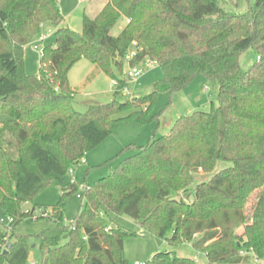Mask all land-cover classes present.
Returning <instances> with one entry per match:
<instances>
[{
    "label": "trees",
    "instance_id": "obj_1",
    "mask_svg": "<svg viewBox=\"0 0 264 264\" xmlns=\"http://www.w3.org/2000/svg\"><path fill=\"white\" fill-rule=\"evenodd\" d=\"M229 2L105 0L76 32L63 26L58 0H0V208L13 219L7 229L0 219V264H31L30 236L16 227L36 207L23 211V203L63 182L113 130L158 118L159 93L181 90L199 74L218 82V105L181 115L167 134L129 147L134 154L84 188L70 224L65 199L81 184L63 187L41 215L54 225L37 235L36 264H129L124 241L133 233L114 221L123 214L171 245L191 243L209 264H264V0L244 12ZM121 18L127 23L113 35ZM45 22L55 25L56 39L42 50L39 74L30 75L25 48ZM249 48L257 60L243 70L240 56ZM83 58L118 85L110 102H90L85 112L76 109L69 82ZM146 58L163 77L120 100L128 89L125 63ZM220 163L226 165L214 172ZM201 173L209 178L194 186ZM144 264L198 263L158 251Z\"/></svg>",
    "mask_w": 264,
    "mask_h": 264
},
{
    "label": "rangeland",
    "instance_id": "obj_2",
    "mask_svg": "<svg viewBox=\"0 0 264 264\" xmlns=\"http://www.w3.org/2000/svg\"><path fill=\"white\" fill-rule=\"evenodd\" d=\"M255 0H230L225 6L236 12H244ZM61 13L64 17L63 26H68L76 32L83 29V19L87 15L94 18L103 8L105 0H58ZM127 20L121 18L112 29L113 35H118L125 26ZM55 25L52 22L42 24L38 35L26 46L24 54V68L27 74L38 75L40 72V57L45 46L54 44ZM42 36L45 40L40 42L39 49L33 46ZM257 60V55L252 48L245 50L240 56V66L247 70ZM144 72L139 76L137 82L127 80L128 89H124L118 96L120 100L129 97L131 94L149 91L154 83L164 75L162 67L156 62L144 59L140 65ZM129 64L125 63L124 73L127 75ZM124 75V77H126ZM127 79V78H126ZM70 85L76 90L75 107L81 112L87 110L90 102H110L118 85L106 73L100 72L86 58L81 59L69 72ZM219 84L211 81L202 74L197 75L185 88L170 92L159 93L153 106V113L158 118L146 124H139L135 121L129 122L121 128L115 129L97 148L88 151L79 164L72 168L74 173L64 177V181L58 184L49 185L42 189L31 201L22 205L23 211H31L36 207L34 215L21 221L16 227L19 235H29L31 252L30 260L40 263L41 254L38 248L37 235L44 229L54 224L47 218H41L45 210L51 211L53 206L62 197V188L71 182L72 175H75L81 187L65 199V222L72 223L78 215L82 202L84 188L94 184L101 177L109 175L115 166L126 156L135 153L134 146L146 145L156 134L157 137L167 134L174 122L181 115L191 114L196 110L209 111L212 106L218 105ZM127 113H122L123 116ZM133 148H129L132 147ZM226 163H220L217 171ZM209 178V175L201 173L194 186L201 180ZM257 192L254 193L248 203V211L255 203ZM0 219L2 227H10V217L5 215L0 208ZM117 225L122 226L133 235L125 237L124 253L129 264H144L152 260L158 251H172L179 256L196 258L198 264H209L206 255L194 250L189 242L180 245H171L165 239L159 238L157 234L143 228L135 219L123 214L114 217ZM263 262V261H262ZM4 264H10L8 262Z\"/></svg>",
    "mask_w": 264,
    "mask_h": 264
},
{
    "label": "built area",
    "instance_id": "obj_3",
    "mask_svg": "<svg viewBox=\"0 0 264 264\" xmlns=\"http://www.w3.org/2000/svg\"><path fill=\"white\" fill-rule=\"evenodd\" d=\"M45 36H42L36 43H34L33 44V46L35 47V48H37V49H39V45H40V42L41 41H43V40H45ZM133 56V53L132 54H130V55H128L127 56V60H129V59H131V57ZM144 72V70H143V68H141L139 65H135V66H129V70H128V72H127V74H128V78L131 80V81H137L138 80V78H139V76L142 74ZM74 173V171H73V169H71L70 170V174H73ZM71 182L72 183H76L77 182V180H76V178H75V176L74 175H72V177H71ZM13 219L12 218H10V221H12ZM1 221H2V219H1ZM31 264H36V262H32Z\"/></svg>",
    "mask_w": 264,
    "mask_h": 264
},
{
    "label": "water",
    "instance_id": "obj_4",
    "mask_svg": "<svg viewBox=\"0 0 264 264\" xmlns=\"http://www.w3.org/2000/svg\"><path fill=\"white\" fill-rule=\"evenodd\" d=\"M10 245H11V243H8L7 248L10 247ZM7 248H6V250H7Z\"/></svg>",
    "mask_w": 264,
    "mask_h": 264
},
{
    "label": "crops",
    "instance_id": "obj_5",
    "mask_svg": "<svg viewBox=\"0 0 264 264\" xmlns=\"http://www.w3.org/2000/svg\"><path fill=\"white\" fill-rule=\"evenodd\" d=\"M75 176V175H74ZM76 178V177H75ZM77 180V179H76Z\"/></svg>",
    "mask_w": 264,
    "mask_h": 264
}]
</instances>
